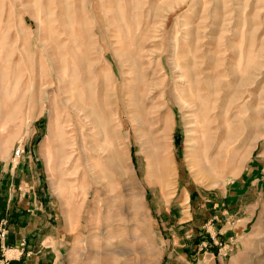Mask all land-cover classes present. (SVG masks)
Here are the masks:
<instances>
[{
	"label": "rangeland",
	"instance_id": "rangeland-1",
	"mask_svg": "<svg viewBox=\"0 0 264 264\" xmlns=\"http://www.w3.org/2000/svg\"><path fill=\"white\" fill-rule=\"evenodd\" d=\"M124 1L0 0V187L19 148L57 264H264V0ZM195 87L222 126L200 167Z\"/></svg>",
	"mask_w": 264,
	"mask_h": 264
},
{
	"label": "crops",
	"instance_id": "crops-1",
	"mask_svg": "<svg viewBox=\"0 0 264 264\" xmlns=\"http://www.w3.org/2000/svg\"><path fill=\"white\" fill-rule=\"evenodd\" d=\"M29 167L30 170L16 173L11 169L5 187H0V224L6 223L5 245L12 254L7 257L8 264H57L68 238L67 227L54 213L53 203L34 165L33 169L32 165ZM208 234L203 247L217 243L215 236Z\"/></svg>",
	"mask_w": 264,
	"mask_h": 264
},
{
	"label": "bare ground",
	"instance_id": "bare-ground-1",
	"mask_svg": "<svg viewBox=\"0 0 264 264\" xmlns=\"http://www.w3.org/2000/svg\"><path fill=\"white\" fill-rule=\"evenodd\" d=\"M116 1V0H114ZM126 1V0H125ZM124 1V2H125ZM65 3V2H64ZM119 3V2H118ZM132 3V2H131ZM83 4V3H82ZM81 4V5H82ZM65 5V4H64ZM73 5V4H72ZM66 6V5H65ZM67 7V6H66ZM65 7V8H66ZM118 7V5H117ZM51 8V7H50ZM98 9V7H95ZM119 8V7H118ZM81 9V8H80ZM71 9H69L70 11ZM133 10V9H132ZM74 11V10H73ZM119 10H117L118 12ZM67 12V11H66ZM133 12V11H132ZM69 13V12H68ZM98 13V12H97ZM119 13V12H118ZM52 14V13H51ZM54 14V12H53ZM75 14V13H74ZM88 14V13H87ZM91 15V14H89ZM116 15V14H115ZM48 16V15H47ZM74 16V15H73ZM121 15H119L120 17ZM49 17V16H48ZM51 17V16H50ZM54 17V16H53ZM68 19V18H66ZM56 20V19H55ZM121 20V19H120ZM65 21V20H64ZM52 22V21H51ZM67 22V21H65ZM115 22V21H114ZM113 22V23H114ZM67 24V23H65ZM64 24V25H65ZM77 24V23H76ZM119 24V23H118ZM69 25V24H68ZM103 25V24H102ZM77 26V25H76ZM81 27V26H80ZM66 28V27H65ZM64 28V29H65ZM66 30V29H65ZM78 31V30H77ZM80 31V30H79ZM82 31V30H81ZM92 30L89 29L88 33H90ZM93 32V31H92ZM62 34H66V32L62 33ZM6 35V33H5ZM9 36V35H7ZM67 36V35H66ZM6 38V37H5ZM69 38V37H68ZM59 40V38L57 39ZM56 40V41H57ZM76 40V39H75ZM2 41H0L1 43ZM5 42V41H4ZM55 42V41H54ZM72 42V41H71ZM54 47V45H53ZM69 47V46H68ZM53 54V53H51ZM63 59V58H62ZM132 61V60H131ZM60 63V62H59ZM80 67L82 68V63L80 62ZM62 78V77H61ZM60 79V77H58V80ZM198 80V78H197ZM64 81V80H63ZM199 82V81H197ZM68 84V83H67ZM84 84V83H82ZM190 84H192V82H190ZM67 93H69L68 91H66ZM65 92V93H66ZM71 93V91H70ZM202 93V89L200 87H195L192 89L191 91V95H196L195 99H190V102L187 104V107H189V125L186 126L187 128V134H186V138H185V142H186V146L191 147V150H187V152H192L193 154L190 155L192 157V160L195 162V164L193 165L194 167H200L201 166V159H200V149L201 146L203 145V143L201 142L202 139L205 137V161H212L213 157L211 156L212 153L215 151L218 142L221 139L222 136V126H219L217 124L218 121V115L214 114L213 111L208 107V103L210 102V96L207 94L205 95V97H202L201 95ZM69 97V96H68ZM78 107V106H77ZM125 107V106H124ZM124 109V108H123ZM201 110L202 111V115L201 116H196V113ZM78 111L82 112L84 111V107L80 106L78 107ZM126 112V111H125ZM119 115V119H121L122 116ZM242 123V122H241ZM216 125V126H213ZM68 127V126H67ZM240 128V127H239ZM169 133H170V128L167 127L166 128V132L164 135V140L165 142H167V146H169L168 140H169ZM71 135V134H69ZM215 135V137H214ZM207 137V138H206ZM159 139V138H158ZM159 142V141H158ZM165 144V143H164ZM203 145V146H204ZM189 156V157H190ZM164 159V158H163ZM201 169H199L200 171ZM184 205H186L187 203V197L184 198L183 200Z\"/></svg>",
	"mask_w": 264,
	"mask_h": 264
},
{
	"label": "built area",
	"instance_id": "built-area-1",
	"mask_svg": "<svg viewBox=\"0 0 264 264\" xmlns=\"http://www.w3.org/2000/svg\"><path fill=\"white\" fill-rule=\"evenodd\" d=\"M23 154V151L17 148L14 152V157H13V163L15 164L16 161H18ZM8 235V229L6 228L5 224L0 225V264H8L9 260L5 257L4 259L2 257L5 256L4 251H7V248L5 247V241ZM23 246V243H22Z\"/></svg>",
	"mask_w": 264,
	"mask_h": 264
},
{
	"label": "trees",
	"instance_id": "trees-1",
	"mask_svg": "<svg viewBox=\"0 0 264 264\" xmlns=\"http://www.w3.org/2000/svg\"><path fill=\"white\" fill-rule=\"evenodd\" d=\"M201 237H203V235H201ZM203 238H204V240H206V239H207V237H203ZM203 238H202V239H203Z\"/></svg>",
	"mask_w": 264,
	"mask_h": 264
}]
</instances>
